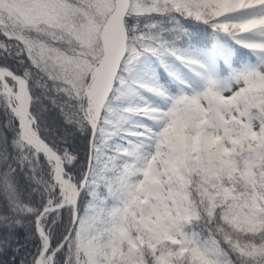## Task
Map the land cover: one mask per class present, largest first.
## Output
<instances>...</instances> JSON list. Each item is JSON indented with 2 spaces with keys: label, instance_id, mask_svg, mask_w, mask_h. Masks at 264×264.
Here are the masks:
<instances>
[{
  "label": "snow or ice",
  "instance_id": "snow-or-ice-1",
  "mask_svg": "<svg viewBox=\"0 0 264 264\" xmlns=\"http://www.w3.org/2000/svg\"><path fill=\"white\" fill-rule=\"evenodd\" d=\"M0 264H264V0H0Z\"/></svg>",
  "mask_w": 264,
  "mask_h": 264
}]
</instances>
